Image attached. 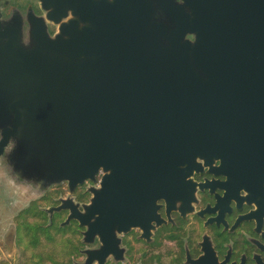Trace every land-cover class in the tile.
Wrapping results in <instances>:
<instances>
[{"label": "water", "instance_id": "1", "mask_svg": "<svg viewBox=\"0 0 264 264\" xmlns=\"http://www.w3.org/2000/svg\"><path fill=\"white\" fill-rule=\"evenodd\" d=\"M111 9L107 18L87 5L47 7L57 35L36 17L29 49L20 17L0 19V159L15 140L23 178L74 188L111 169L148 179L154 200L176 201L199 159L231 160L264 182V0ZM105 177L93 204L69 216L103 240L115 235Z\"/></svg>", "mask_w": 264, "mask_h": 264}, {"label": "flooded vegetation", "instance_id": "2", "mask_svg": "<svg viewBox=\"0 0 264 264\" xmlns=\"http://www.w3.org/2000/svg\"><path fill=\"white\" fill-rule=\"evenodd\" d=\"M98 1L0 0V19L20 17L21 45L29 49L34 45L29 29L38 23L36 17L46 20L51 37L57 35L59 27L48 19L47 7L87 5L92 8L90 14L103 11L108 18L115 0H104L103 9ZM60 11L53 12V17ZM68 16L73 18L71 12ZM197 163L176 201L154 200L148 179L139 176L135 182L126 175H114L111 169H101L95 178L74 188L68 181L23 178L14 167L0 168V172L38 192V202L49 204L41 207L43 214H53L54 221L63 216L56 224L60 232L71 228L75 235H70L68 248L69 261L74 264H264V182L246 167H234L231 160L199 159ZM104 176L105 227L113 228L115 235L108 232L103 240L99 233L86 235L88 227L69 216L72 210L84 212L85 205L93 204ZM62 205L77 207L59 209ZM96 210L93 207L90 212ZM97 217L91 216L90 223ZM6 236L12 248L16 230H9ZM101 248L103 254L98 253Z\"/></svg>", "mask_w": 264, "mask_h": 264}, {"label": "rangeland", "instance_id": "3", "mask_svg": "<svg viewBox=\"0 0 264 264\" xmlns=\"http://www.w3.org/2000/svg\"><path fill=\"white\" fill-rule=\"evenodd\" d=\"M17 151L18 144L13 140L0 159V168L10 170ZM0 174V264H74L69 261L68 248L70 235H75L71 228L60 232L56 224L63 216L54 221L53 214H43L41 207L49 204L38 202V192L16 183L17 179L6 176V172ZM63 195L67 196L65 190ZM11 229L16 230L12 248L6 240Z\"/></svg>", "mask_w": 264, "mask_h": 264}]
</instances>
